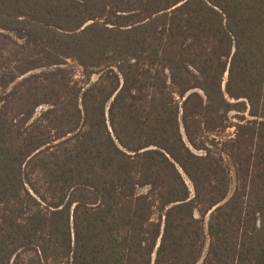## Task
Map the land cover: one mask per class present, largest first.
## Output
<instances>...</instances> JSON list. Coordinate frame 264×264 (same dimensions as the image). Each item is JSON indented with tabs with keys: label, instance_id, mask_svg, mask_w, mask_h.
<instances>
[{
	"label": "trees",
	"instance_id": "trees-1",
	"mask_svg": "<svg viewBox=\"0 0 264 264\" xmlns=\"http://www.w3.org/2000/svg\"><path fill=\"white\" fill-rule=\"evenodd\" d=\"M0 264H264V0H0Z\"/></svg>",
	"mask_w": 264,
	"mask_h": 264
},
{
	"label": "rangeland",
	"instance_id": "rangeland-1",
	"mask_svg": "<svg viewBox=\"0 0 264 264\" xmlns=\"http://www.w3.org/2000/svg\"><path fill=\"white\" fill-rule=\"evenodd\" d=\"M41 109H42V107L38 108V110H37V114L40 112ZM232 130H233V128L230 129V131H232ZM187 182L189 183V185H191L190 182H189L188 180H187Z\"/></svg>",
	"mask_w": 264,
	"mask_h": 264
}]
</instances>
